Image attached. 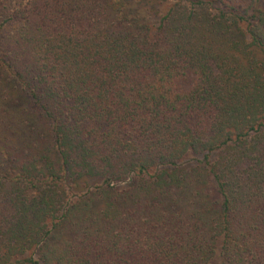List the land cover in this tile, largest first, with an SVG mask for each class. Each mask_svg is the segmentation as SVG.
<instances>
[{"label": "trees", "instance_id": "trees-1", "mask_svg": "<svg viewBox=\"0 0 264 264\" xmlns=\"http://www.w3.org/2000/svg\"><path fill=\"white\" fill-rule=\"evenodd\" d=\"M0 264H264V0H0Z\"/></svg>", "mask_w": 264, "mask_h": 264}, {"label": "rangeland", "instance_id": "rangeland-1", "mask_svg": "<svg viewBox=\"0 0 264 264\" xmlns=\"http://www.w3.org/2000/svg\"><path fill=\"white\" fill-rule=\"evenodd\" d=\"M146 6V5H145ZM145 6H141V5H136L134 8H136V7H139L140 8V11L143 13V14H145ZM192 81V78L191 77H189V79L188 80H186V81H183V82H181L180 84H179V86L181 87V88H186V87H188L189 85H190V82Z\"/></svg>", "mask_w": 264, "mask_h": 264}]
</instances>
